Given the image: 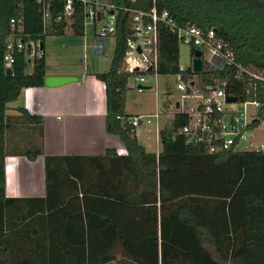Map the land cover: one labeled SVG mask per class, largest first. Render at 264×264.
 I'll list each match as a JSON object with an SVG mask.
<instances>
[{
	"label": "trees",
	"instance_id": "obj_1",
	"mask_svg": "<svg viewBox=\"0 0 264 264\" xmlns=\"http://www.w3.org/2000/svg\"><path fill=\"white\" fill-rule=\"evenodd\" d=\"M113 3L144 11L156 6L179 25L214 29L238 63L264 71V0ZM62 6L54 0L51 15ZM119 16L110 69L96 77L106 89V132L119 137L127 154L45 156L43 118L24 108L7 112L24 89L45 86L46 57L29 74L24 53H16L7 75L5 46L12 18L44 43V52L46 36L64 34L67 26L53 24L44 34L36 0H0V264H264V152L207 155L179 133L187 122L179 114L159 132L160 153L148 152L129 123L133 116L125 114L129 14ZM72 31L83 34L80 17ZM179 46L176 35L161 31L159 75L179 73ZM8 156L44 157V198L7 196Z\"/></svg>",
	"mask_w": 264,
	"mask_h": 264
},
{
	"label": "built area",
	"instance_id": "obj_2",
	"mask_svg": "<svg viewBox=\"0 0 264 264\" xmlns=\"http://www.w3.org/2000/svg\"><path fill=\"white\" fill-rule=\"evenodd\" d=\"M53 1L36 0L43 17V33L53 24L62 22L73 30V23L80 17L85 38L90 27L96 28V39L90 47L101 54H105L108 40L116 41L120 12L129 14L124 69L135 79L139 92L150 88L147 76H159L163 29L176 35L179 44L194 50L192 60L195 53L200 52L201 73H195L192 65L188 69L179 65L177 75L167 76L175 77L178 93L174 114L183 115L187 120L179 133L187 144L200 146L207 155L264 152V145L255 140L264 124V71L238 63L233 48L218 37L214 29H201L189 23L179 25L168 10H159L156 6L149 11L120 9L113 0H62V10L52 16ZM84 49L87 52L86 42ZM21 52L30 66L44 57L41 40L31 39L24 32L22 20L12 18L4 53L6 69L12 70L15 55ZM87 59L85 54V65ZM203 74L210 75V83L204 82ZM230 98L234 101H229ZM153 117L159 119L161 115ZM141 118H130L129 123L136 128L143 124Z\"/></svg>",
	"mask_w": 264,
	"mask_h": 264
},
{
	"label": "crops",
	"instance_id": "obj_3",
	"mask_svg": "<svg viewBox=\"0 0 264 264\" xmlns=\"http://www.w3.org/2000/svg\"><path fill=\"white\" fill-rule=\"evenodd\" d=\"M82 39L84 45L87 43V50L91 48L95 57L101 56L99 58L109 57L107 49L112 50L116 44L115 39H110L105 45V54L94 51L89 47L96 39L94 27L90 28L87 37L83 36ZM89 67L86 64L84 72L80 75L50 73L47 65V77H75L78 81L61 87L45 85L26 88L15 102L18 106L12 108L11 113L10 110L7 112L8 115L14 116L18 115V108H24L30 115L43 118L45 156H104L109 149L116 150L122 156L127 154L119 137L107 134L105 129L106 89L96 74L107 73L110 67L108 70H88ZM30 68L32 69V66ZM159 124L157 122V128ZM6 179L8 197L44 198V157L29 161L24 156H8ZM80 200L82 201V198Z\"/></svg>",
	"mask_w": 264,
	"mask_h": 264
},
{
	"label": "rangeland",
	"instance_id": "obj_4",
	"mask_svg": "<svg viewBox=\"0 0 264 264\" xmlns=\"http://www.w3.org/2000/svg\"><path fill=\"white\" fill-rule=\"evenodd\" d=\"M81 37L83 38V36L74 34L68 26L64 34L46 36L45 57L50 73H78L81 75L85 70V54L88 56L86 64L90 66L88 70L109 69L115 47H112V50L107 49L110 53L109 57H95L91 48L85 52ZM192 54V49L189 46L180 44L179 65L181 68L188 69L192 65ZM27 71H32L30 66ZM147 81L150 88L139 92L135 88V79L130 77L126 93L125 114L142 117L143 124L136 127L137 139L148 152L160 153L162 144L159 131L170 127L174 116V102L178 99V93L175 91V77L159 75L156 78L147 76ZM16 106L18 103L15 102L8 105L10 113L11 109ZM155 114H160L161 117L155 119L153 117ZM157 121L160 123L158 128ZM14 139L18 142V147L24 146L19 138L15 136ZM255 140L258 144L264 145V124L258 130ZM8 147L13 149L14 146L9 144ZM116 258L115 260L113 258V261L120 260V253L117 254Z\"/></svg>",
	"mask_w": 264,
	"mask_h": 264
},
{
	"label": "water",
	"instance_id": "obj_5",
	"mask_svg": "<svg viewBox=\"0 0 264 264\" xmlns=\"http://www.w3.org/2000/svg\"><path fill=\"white\" fill-rule=\"evenodd\" d=\"M42 48L44 46V43L41 44ZM201 53L196 52L195 53V58L192 61V70L195 73H201L202 71V62L200 59ZM151 71V69H150ZM6 74L11 75L12 70L11 69H6ZM78 78L75 77H64V76H48L45 78V85L47 87H61L69 83L77 82ZM229 101H234L233 98H230Z\"/></svg>",
	"mask_w": 264,
	"mask_h": 264
},
{
	"label": "bare ground",
	"instance_id": "obj_6",
	"mask_svg": "<svg viewBox=\"0 0 264 264\" xmlns=\"http://www.w3.org/2000/svg\"><path fill=\"white\" fill-rule=\"evenodd\" d=\"M41 44H42V42H41ZM41 48H42V46H41ZM42 49H43V51H44V46H43V48H42ZM44 55H45V52H44ZM192 61H193V60H192Z\"/></svg>",
	"mask_w": 264,
	"mask_h": 264
}]
</instances>
